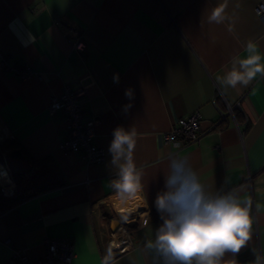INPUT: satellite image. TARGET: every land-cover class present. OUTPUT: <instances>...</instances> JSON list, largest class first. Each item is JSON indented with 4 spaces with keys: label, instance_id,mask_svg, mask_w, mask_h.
I'll list each match as a JSON object with an SVG mask.
<instances>
[{
    "label": "crops",
    "instance_id": "0c3cea01",
    "mask_svg": "<svg viewBox=\"0 0 264 264\" xmlns=\"http://www.w3.org/2000/svg\"><path fill=\"white\" fill-rule=\"evenodd\" d=\"M261 2L0 0V61L35 73L23 79L0 70V140H9V152H22V159H9L14 174L28 178L34 162L43 161L50 180L61 183L5 209L0 203V264H12L15 250L41 257L48 238L72 242L71 264H164L148 243L163 223L155 199L177 152L209 191L235 189L250 201L252 237L222 264L233 258L264 264V75L237 88L218 80L233 58L248 54L249 42L264 63V22L255 11ZM225 5L226 19L211 21L212 11ZM77 35L82 51L72 45ZM63 87L83 91L84 122L99 120L93 142L104 150L102 163L60 150L64 114L50 115L48 107ZM194 112L202 117L199 142L179 149L165 144L163 135ZM118 126L137 131L133 155L143 187L131 198L112 187L117 169L109 146ZM117 205L135 209L125 213L133 245L123 252L106 241L121 228Z\"/></svg>",
    "mask_w": 264,
    "mask_h": 264
},
{
    "label": "clouds",
    "instance_id": "9594fccd",
    "mask_svg": "<svg viewBox=\"0 0 264 264\" xmlns=\"http://www.w3.org/2000/svg\"><path fill=\"white\" fill-rule=\"evenodd\" d=\"M225 7L215 8L210 20L224 21ZM245 51L247 55L233 58L231 67L218 77L224 87L247 86L257 74L264 75L262 54L256 52V45L249 42ZM125 96L132 101L133 89H126ZM131 106L126 105L125 111ZM136 142L135 127L114 129L109 152L117 173L112 187L122 198L138 196L142 191V172L133 155ZM155 206L163 223L148 247L163 258L164 264H222L226 253L235 256L252 237L250 201L243 200L235 189L209 191L188 158L178 152L169 156L165 190L157 194ZM227 264L237 261L233 258Z\"/></svg>",
    "mask_w": 264,
    "mask_h": 264
},
{
    "label": "built area",
    "instance_id": "2783aa9c",
    "mask_svg": "<svg viewBox=\"0 0 264 264\" xmlns=\"http://www.w3.org/2000/svg\"><path fill=\"white\" fill-rule=\"evenodd\" d=\"M256 14L264 22V3L256 6ZM73 47L82 51L84 43L80 35L72 38ZM0 70L8 71L19 75L25 79L34 75V71L28 66L16 68L8 64L7 58L0 61ZM82 90H72L69 87H63L59 96L52 97L48 112L54 115L61 111L64 114L66 137L60 142V150L63 152L80 153L89 163L99 164L105 160L104 150L94 144V129L99 120L93 118L89 121H83V109L80 104ZM201 115L194 112L186 117H182L174 123L170 131L163 135L165 144L183 148L187 145L197 144L202 136L200 131ZM264 172V169H263ZM8 183H0V191L5 198H12L16 192V183L7 176ZM121 228L114 233H109L106 237L108 247L114 252H123L132 247L133 241L129 236H116ZM112 234V235H111ZM117 237V238H116ZM75 257L74 246L72 242L66 239H46L44 241V253L41 257L31 258L23 250H15L12 255V264H71Z\"/></svg>",
    "mask_w": 264,
    "mask_h": 264
},
{
    "label": "trees",
    "instance_id": "16d2710c",
    "mask_svg": "<svg viewBox=\"0 0 264 264\" xmlns=\"http://www.w3.org/2000/svg\"><path fill=\"white\" fill-rule=\"evenodd\" d=\"M34 163L37 169L30 177L23 178L20 174H14L13 178L19 187L17 189L16 185V192L12 198H5L0 194V203L4 209L61 186L60 182L50 180L52 174L45 169L43 161Z\"/></svg>",
    "mask_w": 264,
    "mask_h": 264
},
{
    "label": "rangeland",
    "instance_id": "374dc122",
    "mask_svg": "<svg viewBox=\"0 0 264 264\" xmlns=\"http://www.w3.org/2000/svg\"><path fill=\"white\" fill-rule=\"evenodd\" d=\"M10 149H11V144H10L9 140L5 139V138H2L0 140V164H2L7 169L8 177L13 179V181L16 183L17 189H18L19 186H18L17 182L13 178L14 170L10 167V162H9V158H8V152L10 151ZM128 210L135 211L134 208H125L124 206H120V205L119 206L117 205L115 207V209H114L115 216L120 218V220L122 221L121 231L116 234L117 237L120 236V235H122L124 237L128 236V232L130 231L129 230V222H127L125 220L126 219V215H127L125 213Z\"/></svg>",
    "mask_w": 264,
    "mask_h": 264
},
{
    "label": "water",
    "instance_id": "95a60500",
    "mask_svg": "<svg viewBox=\"0 0 264 264\" xmlns=\"http://www.w3.org/2000/svg\"><path fill=\"white\" fill-rule=\"evenodd\" d=\"M8 157L10 160H20L22 159V152L19 149H14L11 152H9Z\"/></svg>",
    "mask_w": 264,
    "mask_h": 264
},
{
    "label": "bare ground",
    "instance_id": "6f19581e",
    "mask_svg": "<svg viewBox=\"0 0 264 264\" xmlns=\"http://www.w3.org/2000/svg\"><path fill=\"white\" fill-rule=\"evenodd\" d=\"M7 170V169H6ZM4 169V167L0 164V183H8L7 181V171Z\"/></svg>",
    "mask_w": 264,
    "mask_h": 264
}]
</instances>
